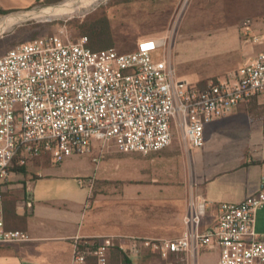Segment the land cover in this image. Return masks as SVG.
<instances>
[{
    "label": "built area",
    "instance_id": "built-area-1",
    "mask_svg": "<svg viewBox=\"0 0 264 264\" xmlns=\"http://www.w3.org/2000/svg\"><path fill=\"white\" fill-rule=\"evenodd\" d=\"M245 23V35L264 43V30L253 34V20ZM89 41L61 32L20 43L0 58V244L31 240L4 222V186L17 163L24 167L42 153L60 163L90 153L93 141L150 155L168 148L176 134L201 148L208 125L264 98V50L205 86L180 79L167 59L156 58L167 43L162 37L142 39L130 53L93 50ZM207 205L190 200L178 238L76 236L72 264H115L114 250L133 264L144 249L168 257L208 246L220 248L219 264H264V238L256 230L264 175L256 194L222 203L217 224L201 231Z\"/></svg>",
    "mask_w": 264,
    "mask_h": 264
},
{
    "label": "crops",
    "instance_id": "crops-1",
    "mask_svg": "<svg viewBox=\"0 0 264 264\" xmlns=\"http://www.w3.org/2000/svg\"><path fill=\"white\" fill-rule=\"evenodd\" d=\"M38 1L44 0H0V7L27 10ZM259 109L241 104L234 114L208 125L201 148H192L175 135L168 148L144 161L146 170L137 171L135 196L93 197L99 181L126 175L102 169L112 157L96 163L91 153L86 154L90 161L78 155L58 163L42 153L24 167L17 163L4 186V222L7 229L26 232L31 240L0 244V264H72L76 236L178 238L188 204L195 198L208 202L201 231L212 228L222 203H239L258 191L264 175V112ZM137 204L142 205L139 210H159L160 215L137 219ZM220 251L215 246L198 247L172 252L157 262L159 253L144 249L133 264H219ZM117 253L112 252L114 262L125 264Z\"/></svg>",
    "mask_w": 264,
    "mask_h": 264
},
{
    "label": "rangeland",
    "instance_id": "rangeland-1",
    "mask_svg": "<svg viewBox=\"0 0 264 264\" xmlns=\"http://www.w3.org/2000/svg\"><path fill=\"white\" fill-rule=\"evenodd\" d=\"M66 1H38L27 10L0 14V21L11 15H28L58 7ZM78 14L50 19L30 18L16 23L0 34V58L20 43L61 32L68 34L72 41L88 36L91 48L113 47L119 53L134 51L142 39L162 37L167 43L156 58L167 59L183 80L206 86L210 81L229 77L264 50V43H253L244 33L247 19L253 20V34L264 29V0H106ZM101 42L104 44L98 45ZM245 105H250L253 110L261 108L264 112L262 97ZM91 153L96 163L114 158L102 163L105 171L117 175L126 173L115 181H99L93 197L138 195L136 173L139 169L146 170L144 161L151 154L124 153L112 141L95 142L92 151L86 154ZM86 154L82 156L90 161ZM139 206L142 205L137 204V219L160 215L159 210L150 213L149 208L139 210ZM258 234L264 238V209L258 215ZM161 258L166 257L159 254L154 260L159 262Z\"/></svg>",
    "mask_w": 264,
    "mask_h": 264
},
{
    "label": "bare ground",
    "instance_id": "bare-ground-1",
    "mask_svg": "<svg viewBox=\"0 0 264 264\" xmlns=\"http://www.w3.org/2000/svg\"><path fill=\"white\" fill-rule=\"evenodd\" d=\"M82 0H68L64 4L54 7V8H47L40 11H37L32 14H20V15H11L6 19H2L0 21V34L5 31L10 30L16 23L27 20L30 18H54V17H63L67 15H76L78 13H81L83 11H87L90 8H93L94 6H98L102 1L106 0H85V2H82ZM71 15V16H72ZM79 15V14H78Z\"/></svg>",
    "mask_w": 264,
    "mask_h": 264
},
{
    "label": "trees",
    "instance_id": "trees-1",
    "mask_svg": "<svg viewBox=\"0 0 264 264\" xmlns=\"http://www.w3.org/2000/svg\"><path fill=\"white\" fill-rule=\"evenodd\" d=\"M8 13H11L10 11H6V10H4L3 8H1L0 7V14H4V15H6V14H8ZM30 42V41H29ZM102 44H104V42H101V43H99L98 45H102ZM89 46H90V43H89ZM107 48V47H106ZM102 49V48H101ZM93 50H98V49H93ZM118 253V259H122V262L123 263H125V264H132V262H130V260H124V255H123V253L122 252H119V251H117ZM112 261L114 262V259H112ZM118 262V261H117ZM115 263V262H114ZM116 264V263H115ZM119 264V263H118Z\"/></svg>",
    "mask_w": 264,
    "mask_h": 264
}]
</instances>
